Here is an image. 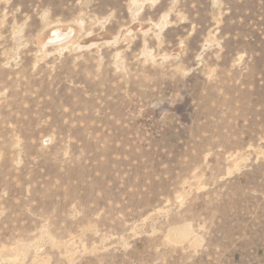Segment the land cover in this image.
<instances>
[{
	"label": "rangeland",
	"instance_id": "rangeland-1",
	"mask_svg": "<svg viewBox=\"0 0 264 264\" xmlns=\"http://www.w3.org/2000/svg\"><path fill=\"white\" fill-rule=\"evenodd\" d=\"M0 264H264V0H0Z\"/></svg>",
	"mask_w": 264,
	"mask_h": 264
},
{
	"label": "bare ground",
	"instance_id": "bare-ground-1",
	"mask_svg": "<svg viewBox=\"0 0 264 264\" xmlns=\"http://www.w3.org/2000/svg\"><path fill=\"white\" fill-rule=\"evenodd\" d=\"M57 31V30H56ZM49 32H51V31H49ZM58 32H59V30H58ZM55 33V32H54ZM61 33V32H60ZM65 33V32H64ZM49 35H50V33H48ZM67 34V33H66ZM51 35H52V33H51ZM59 36H61L60 34L59 35H57V37H59ZM47 37H48V35H47ZM54 37V36H53ZM52 38V37H51ZM55 38V37H54ZM53 38V39H54ZM49 39V38H48ZM50 40V39H49ZM50 43H52V42H50ZM54 43V42H53ZM62 43H64V42H62ZM68 46V45H67Z\"/></svg>",
	"mask_w": 264,
	"mask_h": 264
}]
</instances>
